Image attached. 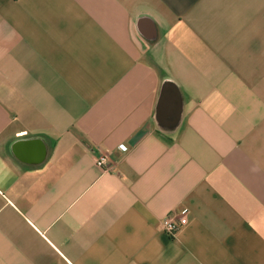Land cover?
<instances>
[{"label": "crops", "instance_id": "1", "mask_svg": "<svg viewBox=\"0 0 264 264\" xmlns=\"http://www.w3.org/2000/svg\"><path fill=\"white\" fill-rule=\"evenodd\" d=\"M0 264H264V0H0Z\"/></svg>", "mask_w": 264, "mask_h": 264}, {"label": "built area", "instance_id": "2", "mask_svg": "<svg viewBox=\"0 0 264 264\" xmlns=\"http://www.w3.org/2000/svg\"><path fill=\"white\" fill-rule=\"evenodd\" d=\"M122 149V148H120ZM97 164L101 167L108 165V158L106 155L102 154L97 158ZM188 210L182 211V214H178L175 211L168 213L162 220L161 227L164 232L169 236H174L178 230L188 222Z\"/></svg>", "mask_w": 264, "mask_h": 264}, {"label": "water", "instance_id": "3", "mask_svg": "<svg viewBox=\"0 0 264 264\" xmlns=\"http://www.w3.org/2000/svg\"><path fill=\"white\" fill-rule=\"evenodd\" d=\"M166 86H168V84ZM162 98L163 99L160 101V104H159L161 106H160V109H159V112H158V116H159V121L162 124H166L168 122L165 119L166 109H167V106L165 104V93H164V97H162ZM180 114H181V109H178L177 112H175V118L172 120V124H176L177 123V121L179 120Z\"/></svg>", "mask_w": 264, "mask_h": 264}]
</instances>
